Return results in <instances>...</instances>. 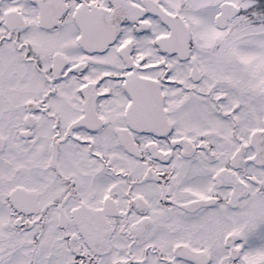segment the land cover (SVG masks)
Here are the masks:
<instances>
[{"label": "snow or ice", "instance_id": "obj_1", "mask_svg": "<svg viewBox=\"0 0 264 264\" xmlns=\"http://www.w3.org/2000/svg\"><path fill=\"white\" fill-rule=\"evenodd\" d=\"M0 264H264V0H0Z\"/></svg>", "mask_w": 264, "mask_h": 264}]
</instances>
